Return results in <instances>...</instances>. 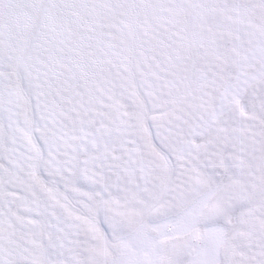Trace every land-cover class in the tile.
<instances>
[{"label":"snow or ice","instance_id":"obj_1","mask_svg":"<svg viewBox=\"0 0 264 264\" xmlns=\"http://www.w3.org/2000/svg\"><path fill=\"white\" fill-rule=\"evenodd\" d=\"M0 264H264V0H0Z\"/></svg>","mask_w":264,"mask_h":264}]
</instances>
